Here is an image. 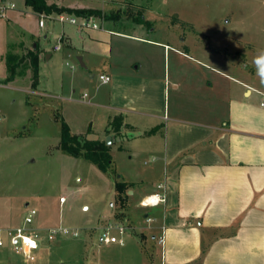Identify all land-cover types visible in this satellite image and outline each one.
Returning <instances> with one entry per match:
<instances>
[{"label":"crops","instance_id":"crops-1","mask_svg":"<svg viewBox=\"0 0 264 264\" xmlns=\"http://www.w3.org/2000/svg\"><path fill=\"white\" fill-rule=\"evenodd\" d=\"M5 3L16 7L0 16V80L19 84L18 72L10 80L9 65L19 66L31 53L39 56V63L43 57L50 62L53 55L48 54L46 47L52 39L62 41L71 51L89 54L99 76H109L111 81L99 82L92 95L85 92L78 99H64L74 105V120L66 116L69 109L57 111L75 136L87 138L94 134L98 142L105 143L108 136L115 138L111 145L106 144L113 164L116 152L129 153L131 162L146 152L155 157L154 163L145 162L151 166L138 179L119 173L131 185L129 202L136 191H141L142 199L160 192L166 196L164 204L144 214V225L135 228L140 233L123 225L129 237L141 246L137 264H151L144 245L147 238L157 243L163 228L165 245L159 264H264V92L227 72L230 64L212 53L214 60L206 61L170 43L120 33L102 25L97 29H78L79 49L70 35L55 32L54 23L41 28L39 18L24 0H0V6ZM104 35H108V41ZM114 35L152 47L151 69L143 70L140 61L111 66L108 60ZM158 53L166 58L164 73L153 71ZM86 71L91 72L88 68ZM89 78L96 79V75L91 77L89 73ZM39 81L36 88L25 89L35 98L48 100L46 91H37ZM71 93L75 94V89ZM167 97H171V106H167ZM117 117L122 118L120 124ZM114 196L115 200V181ZM139 206L147 209L140 203ZM110 216L115 224H122ZM22 221L0 216V227L16 228ZM104 227H98L96 240L87 232L79 242L85 264H117L127 258L128 254H121L119 249L100 244L99 231ZM50 228L39 232L46 233ZM96 244H100L98 252H94ZM13 254L8 247L0 249V264H6ZM37 261L23 259L27 264Z\"/></svg>","mask_w":264,"mask_h":264},{"label":"rangeland","instance_id":"rangeland-1","mask_svg":"<svg viewBox=\"0 0 264 264\" xmlns=\"http://www.w3.org/2000/svg\"><path fill=\"white\" fill-rule=\"evenodd\" d=\"M50 3L70 9H103L105 14L121 13L118 20L98 19L100 22L95 23L120 33L170 43L206 61L214 60L212 53L230 64L227 72L264 92L253 65L258 51L264 49V0H51ZM62 15L80 19L68 13ZM48 22L52 21L46 20ZM54 24L57 34L70 35L74 45L81 48L78 29L82 28L68 22L55 21ZM104 36L108 39V35ZM110 43L108 61L111 66L140 61L143 70L151 69L152 47L149 45L120 35H114ZM54 46H59L60 50L53 52ZM46 50L53 58L46 62L43 57L39 63L41 86L36 90L46 91L48 100L35 98L26 91L34 86L29 56L16 67L19 84L0 80L7 85L0 88V216L10 221L17 217L23 219V223L28 209L34 208L38 216L33 231L59 225L78 230L80 238H59L53 242L45 241V233L40 232L45 242L39 255H44L35 264H85L86 259L81 256L83 250L78 246L85 233H91L92 240H96L98 227H104L106 223L115 225L110 215L115 222L123 221L118 225L126 223L140 233L135 228L144 225L145 213L153 211L139 206L141 191H136L130 202L128 196L122 206L117 198L114 200L113 175L99 173L83 157L76 161L58 149L61 128L56 120L62 115L57 109H69L66 116L74 120V105H68L64 99H78L85 92L92 95L101 81L98 70L90 63L89 54L71 51L62 41L53 39ZM79 54L83 55L84 63L91 70L89 73H94L96 79L89 78V73L81 68L77 60ZM156 58L153 71L164 73V54L158 53ZM10 68L11 65L9 73ZM73 89L75 94L71 93ZM166 103L171 106V97H167ZM118 118L116 121L120 124L122 118ZM150 157L151 154L146 152L131 162L129 153L116 152L114 165L122 176L135 180L150 168V164H145ZM61 197L66 198L63 205L59 201ZM113 234L122 238L125 246L111 245L110 248L128 254L117 264L140 263L138 241L130 238L127 232L120 235L118 230H113ZM147 240L144 246L150 254L148 261L159 264L162 247L149 238ZM100 244H96L94 252H98ZM9 257L6 264H27L15 254Z\"/></svg>","mask_w":264,"mask_h":264},{"label":"built area","instance_id":"built-area-1","mask_svg":"<svg viewBox=\"0 0 264 264\" xmlns=\"http://www.w3.org/2000/svg\"><path fill=\"white\" fill-rule=\"evenodd\" d=\"M16 6L13 3H5L0 6V16L4 17L5 13L8 9H14ZM46 20L58 21L60 23H70L72 25L78 26L82 29H97L98 25L95 23V18H70L58 16L47 17L41 16L39 21V26L44 28L46 26ZM54 51H59V46H54ZM99 80L105 84L111 81V78L106 75L99 76ZM4 85L0 82V88ZM87 96V94H86ZM85 98V95L83 96ZM264 106V104H262ZM163 188V186H160ZM160 194L165 198L164 202L157 206H149L144 208H157L166 202V196L164 193ZM60 204L63 205L66 203V198H60ZM38 216V211L34 208H29L27 215L24 218V222L22 225L16 228L3 229L0 227V249L9 248L13 253L21 256L27 262H35L38 259L39 253L42 251L44 242H53L59 238H68V239H77L80 238V232L76 229H71L65 226H57L54 228H50L46 230L45 233V241L40 235V232H36L32 230V227L35 225L36 218ZM151 221V219H148ZM113 230H118L119 234L122 235L126 232V227L118 224H108L106 227L102 229L101 233V243L104 245H120L124 246L125 241L122 238H118L117 235L113 234ZM107 236L108 240L105 242L104 237ZM123 241V243H121ZM158 245L164 247L165 245V228L162 229V234L158 237L157 240Z\"/></svg>","mask_w":264,"mask_h":264},{"label":"trees","instance_id":"trees-1","mask_svg":"<svg viewBox=\"0 0 264 264\" xmlns=\"http://www.w3.org/2000/svg\"><path fill=\"white\" fill-rule=\"evenodd\" d=\"M8 1V0H3ZM25 6L30 9L40 19L41 16L53 17L60 16L63 13L75 15L80 18H95L104 19L107 21L118 20L121 13L105 14L103 9L95 8H80L70 9L59 7L56 4L50 3L51 0H24ZM143 19V18H142ZM137 21V20H135ZM144 21V20H143ZM138 23V22H137ZM30 66L33 71V88L37 87L39 81V56L37 54H30ZM16 65L10 68V80L14 78L16 73ZM8 80V81H10ZM60 124L61 134L58 149L64 154L73 158L83 157L93 165H95L101 172L113 175L115 177V191L116 198L121 205L126 204L128 191L131 185L126 183L122 176L117 172L110 153V148L105 142H91L86 137L75 136L71 133L69 125L61 117L56 120Z\"/></svg>","mask_w":264,"mask_h":264},{"label":"clouds","instance_id":"clouds-1","mask_svg":"<svg viewBox=\"0 0 264 264\" xmlns=\"http://www.w3.org/2000/svg\"><path fill=\"white\" fill-rule=\"evenodd\" d=\"M253 65L256 70V76L259 78V81L262 85H264V49L259 50L257 55L253 59ZM87 98L85 94V99ZM150 162H155V157H150ZM164 197L160 193H154L148 196H145L141 201V206L149 207V206H157L164 202ZM105 242H107V236L104 237ZM123 243V241H121Z\"/></svg>","mask_w":264,"mask_h":264},{"label":"water","instance_id":"water-1","mask_svg":"<svg viewBox=\"0 0 264 264\" xmlns=\"http://www.w3.org/2000/svg\"><path fill=\"white\" fill-rule=\"evenodd\" d=\"M77 60H78V62H79V64H80L81 68H83V69L86 70L87 67H86V65H85V63H84V61H83V58H82V57H78ZM91 77H92V74H91ZM98 139H99L98 136H96V135H94V134H90V135L87 136V140H88V141H91V142H95V141H97ZM114 141H116V139L113 138L112 136H108V137L106 138V144H107V145H111Z\"/></svg>","mask_w":264,"mask_h":264}]
</instances>
